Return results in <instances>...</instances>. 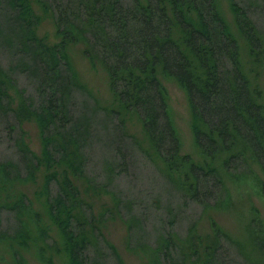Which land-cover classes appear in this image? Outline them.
Here are the masks:
<instances>
[{"label":"trees","instance_id":"trees-1","mask_svg":"<svg viewBox=\"0 0 264 264\" xmlns=\"http://www.w3.org/2000/svg\"><path fill=\"white\" fill-rule=\"evenodd\" d=\"M229 1L252 59L264 65V34L249 7ZM33 2L55 22L58 44L38 36L41 21ZM0 11V47L14 59L8 68L0 64V117L16 120L12 130L21 127L19 163H0V224L3 213L15 221L12 234L0 231V242L11 245L16 264H24L22 252L31 247L46 264H54L55 256L67 264H125L104 231L116 216L126 225L129 249L144 253L150 264H235L233 256L245 264H264V222L257 209L247 227L251 251L216 222L203 236L200 220L195 221L182 237L174 230L178 216L172 210L165 219L169 232L149 242L139 234L142 220L110 190L114 179L101 184L86 171L85 148L95 139L91 121L103 112L116 123L118 135L132 138L177 192L203 211L226 206L228 180L250 185L264 199L262 92L244 71L239 42L218 0H0ZM76 44L84 45L91 63L103 66L114 101L108 109L95 102L96 108L86 107L78 120L76 94L93 96L67 52ZM15 72L35 86L36 99L19 89ZM162 77L186 94L202 163L182 154ZM132 117L141 123L144 141L128 134ZM30 122L42 138L40 156L24 136L22 126ZM28 184L39 187L36 199L49 225L19 189ZM105 194L112 195L113 207L98 214L93 199Z\"/></svg>","mask_w":264,"mask_h":264},{"label":"rangeland","instance_id":"rangeland-1","mask_svg":"<svg viewBox=\"0 0 264 264\" xmlns=\"http://www.w3.org/2000/svg\"><path fill=\"white\" fill-rule=\"evenodd\" d=\"M238 1H241L245 7H249L251 18L264 34V0ZM218 6L232 34L239 42L244 71L252 83L261 90L264 105V65L257 64L252 59L249 47L238 31L230 1L218 0ZM33 7L41 21L37 28L38 36L49 45L58 44L60 39L51 16L44 13L35 2H33ZM84 50L83 44H76L69 46L67 51L79 81L93 96L90 98L88 95L76 94V99L73 101L75 103L73 116L76 120L84 116L86 107L96 108L95 102L104 109L114 106L109 77L105 69L99 63H91L85 57ZM12 59L13 57L0 47V64L2 67L8 68L12 65ZM14 79L19 89L25 90L27 97L37 98L35 86L28 81L23 73L15 72ZM161 80L168 91L170 114L181 140L182 154L190 155L196 163H202L204 158L195 144L192 133V114L186 94L174 80L163 77ZM105 118L106 115L99 112L95 116V120L92 119L93 121H91L95 128V139L91 140L85 148L86 171L89 177L101 184L108 183L110 176L112 180L114 179L111 181L110 190L118 194L126 202V205L131 206L133 215L143 222L139 234L145 235L150 242L155 240L160 232L163 234L169 232L171 228L168 220L165 219L168 218L169 210H172L178 216L174 230L182 237L187 234L190 225L195 221L200 220L198 227L203 236H207L211 232L212 223L216 222L223 231L242 242L251 251L247 227L253 216V209L259 211L264 222V199L250 185L236 184L228 180L226 186L229 200L226 206L219 210L207 209L203 211V208L197 203L184 199L158 167L135 148V145L132 144L134 140L118 135L116 123ZM15 125L16 120L13 117H0V163L9 161L19 163L20 156L16 140L21 134L19 130L21 127L12 130ZM22 127L29 148L35 154L42 155L43 142L37 125L30 122ZM127 130L130 136L144 141L142 126L137 118L132 117L128 120ZM119 165L122 167L118 169ZM19 189L34 201L36 210L42 214L44 221L49 225V218L46 216L44 205L36 199V192L39 187L28 184L19 186ZM112 198V195L105 194L98 199H93L95 200L96 213L99 214L103 211L105 206L113 207ZM0 225L1 232L12 234L15 229L13 216L3 213ZM104 231L107 239L115 247L125 264H150L144 253L129 249L127 228L119 217L116 216L115 219L110 220ZM51 235L59 241L55 228H52ZM13 251L11 245L0 242V264H16ZM22 255L24 264H46L34 247H31L29 251L22 252ZM234 257L235 264H245L237 256ZM53 263L67 264L63 256H55Z\"/></svg>","mask_w":264,"mask_h":264}]
</instances>
